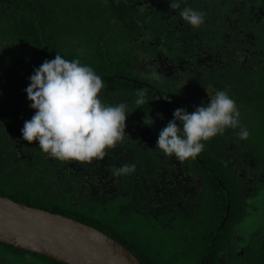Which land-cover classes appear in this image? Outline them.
Returning a JSON list of instances; mask_svg holds the SVG:
<instances>
[{
	"label": "trees",
	"instance_id": "obj_1",
	"mask_svg": "<svg viewBox=\"0 0 264 264\" xmlns=\"http://www.w3.org/2000/svg\"><path fill=\"white\" fill-rule=\"evenodd\" d=\"M195 1L187 0V6L206 14L203 1L199 4ZM0 2V36L4 49L0 58V195L105 231L131 250L142 264H174L172 252L169 254L172 259L168 260H163L156 252H149L157 241L150 246V243L145 244L147 238L144 236L137 235L138 240H135V236H123L113 228L126 224V221L148 222L145 218L150 217L131 211L129 202L142 201L139 186L144 178L157 175L160 159L169 161L167 155L163 154V158L156 156V153H162L155 148L158 134L173 118L175 109H186V102L182 99L185 93L180 90L186 88L188 67L194 69L198 65L195 63L197 55L200 58L206 56L216 47L223 29L220 24L212 23L225 19L205 15V23L193 29L180 18L179 10L170 9L169 0ZM217 2L211 0V4ZM251 48L254 51L245 53L244 57L247 56L254 67L243 73L235 89L244 92L241 115L244 114L245 128L256 140L253 154L259 157L264 170V28L258 32L257 42ZM77 49L83 50L79 56ZM57 54L67 60L79 59L91 66L105 82L106 87L100 96L106 106L128 102L130 114L126 118L125 132L129 138H136L135 144L140 134L147 139L145 147L131 148L134 152L133 158L130 155L131 162H137L138 168L134 176H121L112 199H95L89 194L88 188L95 182L97 174L87 176L90 168L85 164L83 169H75L73 164L76 161L50 157L39 148L38 142L29 143L22 139L20 130L24 121L34 114L24 92L29 84L28 78L34 68L46 59H54ZM175 69L183 70L178 81L174 79ZM174 89H180L179 97H175ZM138 90L147 92L149 102L142 106L135 103ZM174 158L173 162H164L163 165L173 169ZM210 159L214 160L212 156ZM191 160L189 158L181 164L186 167ZM227 193L225 223L228 224L235 218V212L236 219H239L246 211L244 201L240 202L241 196L234 188L227 189ZM219 195V192L207 189L205 203L209 196L218 198ZM181 196L183 200L187 197ZM155 203L156 200L149 198V206ZM167 204L171 210L178 207L174 199H168ZM236 205L239 209L234 212ZM168 213L173 214L174 210ZM201 221L194 219L190 226L185 222L187 229L180 237L187 243L200 239L191 234L202 225ZM2 244L19 250L7 243ZM252 245L257 247L250 252L252 264H264V231L254 237Z\"/></svg>",
	"mask_w": 264,
	"mask_h": 264
},
{
	"label": "flooded vegetation",
	"instance_id": "obj_2",
	"mask_svg": "<svg viewBox=\"0 0 264 264\" xmlns=\"http://www.w3.org/2000/svg\"><path fill=\"white\" fill-rule=\"evenodd\" d=\"M196 1H199L197 4L201 3V0ZM202 1L206 6L204 11L207 17L217 15L225 19L224 22L220 19V23H212V25L220 24L223 29L216 46L229 45L235 32L251 35L252 44L254 43L252 46H255L258 32L264 28V0H215L218 2L213 4L211 0ZM225 28L227 31H224ZM206 41L208 42L209 39L207 38ZM3 52L0 36V58ZM208 55L210 53L201 58L197 55L195 63L198 65L193 64L194 69L188 67L189 74L186 75L189 78L186 79V88L174 89L175 97H179V90L183 91L185 94L182 99L186 102V110L192 112L201 103L207 104L208 99L213 98L217 90H224L234 99L240 111L245 98L242 89H235V86L239 85V79L228 89H223L222 84L227 80V76L223 77L217 72L214 67L217 61ZM205 58H208V62ZM209 64L213 67H209ZM181 70H176L174 74L176 81ZM175 103L178 106V101ZM243 118L244 114L240 115L241 125L245 127ZM232 131L233 129H228V132ZM238 131L239 128L234 129L235 133ZM228 132L225 131L224 134H218L206 141L205 149L186 167L174 158L175 166L169 170L163 165L165 162L163 153H156L157 157L163 158L158 161L160 170L155 177L144 178L143 183L140 184L139 198H142V201L129 202L130 210L139 211L144 217L158 220L161 216V221L164 223L167 220L172 221L174 264H252L250 252L257 248L256 245H252V241L254 237L259 236V232L264 231V194L260 196L264 190V170L259 157L253 154V149L256 148L254 137L249 135L246 140H241L239 137L232 139L228 137L230 134ZM129 137H124L116 147L107 149L106 156L101 160L94 158L90 163L76 161L73 164L78 170L83 169L84 164L85 167H89L87 176L97 174L95 182L88 188L89 194L95 199L113 198L114 190L121 178L114 174L115 169L125 163H133L130 159V155L133 158L134 154L131 148L133 150V147L139 145L145 147L147 144L143 134L137 136L136 144L134 143L136 138ZM210 156L214 160H211ZM168 159L167 162H173V157ZM249 162L254 166V170H249ZM134 164L137 167L138 163ZM132 175L134 176L135 172ZM231 187L241 196L240 202L244 201L246 214L236 219L235 211L239 209L236 205L235 218L227 224L225 223L228 213L227 189ZM207 189L219 192V197L209 196L205 203L204 195ZM182 194L187 196L184 200ZM149 198L156 200V203L149 206ZM168 199H174L178 205L176 209H172L173 214L168 213L172 211L171 207H168ZM257 212L262 214L257 215ZM148 219L145 218L146 221ZM194 219L202 220V225L191 236L195 235L200 239L187 243L180 234L187 229L184 227L185 222L190 226ZM17 249L19 250L15 251L0 243V264H66L37 252Z\"/></svg>",
	"mask_w": 264,
	"mask_h": 264
},
{
	"label": "clouds",
	"instance_id": "obj_3",
	"mask_svg": "<svg viewBox=\"0 0 264 264\" xmlns=\"http://www.w3.org/2000/svg\"><path fill=\"white\" fill-rule=\"evenodd\" d=\"M169 7L179 10L180 18L193 29L205 23L206 14L187 6V0H169ZM82 52L77 49L78 56ZM28 79L24 92L34 114L24 121L21 136L29 143L38 142L48 156L90 163L94 158L103 159L107 149L128 136V102L106 106L100 96L106 87L104 80L79 59L67 60L57 54L34 68ZM148 102L146 90H138L135 103L142 106ZM240 115L234 99L217 90L207 104L201 103L192 112L175 109L173 118L160 130L155 148L183 162L194 159L204 150V142L227 129L239 128L237 136L246 140L250 132L241 125ZM135 170L134 163H125L114 174L127 176Z\"/></svg>",
	"mask_w": 264,
	"mask_h": 264
},
{
	"label": "water",
	"instance_id": "obj_4",
	"mask_svg": "<svg viewBox=\"0 0 264 264\" xmlns=\"http://www.w3.org/2000/svg\"><path fill=\"white\" fill-rule=\"evenodd\" d=\"M0 242L66 264H142L96 227L4 195H0Z\"/></svg>",
	"mask_w": 264,
	"mask_h": 264
},
{
	"label": "rangeland",
	"instance_id": "obj_5",
	"mask_svg": "<svg viewBox=\"0 0 264 264\" xmlns=\"http://www.w3.org/2000/svg\"><path fill=\"white\" fill-rule=\"evenodd\" d=\"M232 42L229 45H226L222 48V45L216 46L211 52L209 51L211 59L217 61L214 64L217 72L224 77L227 76V80L222 84L224 86L223 89H228L233 83L243 77V73H247L249 67L253 68L254 66L248 62V58L244 57L245 53L253 52L254 50L251 47L253 38L251 35H244L243 33H234L232 37ZM219 59V60H218ZM208 62V58H205ZM212 63V62H211ZM209 67L211 64L208 65ZM253 66V67H252ZM241 67L244 69L242 70ZM245 71V72H243ZM228 132V129L226 130ZM230 133L228 137L232 139H237V134L234 132ZM236 150V148H234ZM249 170H254V166H252L251 162H249ZM264 194V190H262L260 196ZM262 214L261 212H257V215ZM165 215V214H164ZM114 230H118L117 233H120L123 236L131 237L135 236V240H138V236H144L147 238L145 244L150 243L154 244L157 241V244H154L151 248H149V252L160 255L163 260L172 259L174 261V242H172V236H168V234L173 233L172 229V221L167 220L166 223L161 221V216L158 220H154L153 218H149L148 222L134 223L126 221V224L119 225ZM115 232V231H114ZM167 242V244H166ZM173 253L172 257L169 255ZM155 254V255H156Z\"/></svg>",
	"mask_w": 264,
	"mask_h": 264
}]
</instances>
